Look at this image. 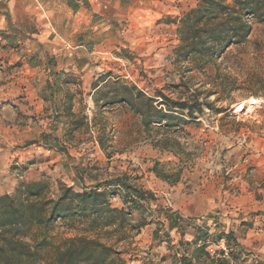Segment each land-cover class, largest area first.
Listing matches in <instances>:
<instances>
[{
    "label": "rangeland",
    "instance_id": "obj_1",
    "mask_svg": "<svg viewBox=\"0 0 264 264\" xmlns=\"http://www.w3.org/2000/svg\"><path fill=\"white\" fill-rule=\"evenodd\" d=\"M186 7L187 4L182 9ZM174 19L168 15L160 21L165 27L170 24L166 29L169 35L174 33L171 25ZM127 24H122L120 33L116 28H109L104 30L103 36L98 37L91 36L88 31V41L96 38L104 41L107 47L101 59H97L96 54H81L79 49L74 48L77 45L76 37L71 40L75 44L67 49L73 52L72 56L64 52L47 55L45 47L37 43L36 53L33 50L25 53L28 60L35 58L41 61V65L52 62L60 64L59 68L38 73L30 80L31 87L40 96L46 87V76L54 78L52 71H64L74 80L66 84L72 87L71 90L60 91V85L54 96L62 95L66 99L67 93L72 92L76 117L64 115L62 122L57 124L55 118L52 119L44 109V115L33 114L30 122L23 121V125L32 127L28 130L31 137L27 141L30 142L17 143L13 149L15 155L10 172L0 173V194L15 193L22 180L47 179L50 184L47 196L54 198L62 185L79 188L126 173L132 182L153 194L142 201L145 204L143 212L133 210L132 214V222L145 219L146 225L139 233L117 243L127 264H197L194 261L190 263L188 259L182 260L185 256H191L193 250L190 249L193 245L190 241L188 247L180 242L182 226L184 223L199 222L195 220L199 217L203 223L208 214L187 215L185 212L194 214L210 209L219 212L222 204L228 206L226 209H234L227 195H232L237 189L231 180L239 171L235 167L239 158L236 159L231 150L242 142H248L254 135L264 138V101L256 100L253 95L259 78L264 76V24L254 22L247 42L229 47L226 53L204 68L197 67L194 62L177 59L175 48L179 44V37L167 55V61L161 58L166 62L157 64L152 60L147 61L148 57L137 55L130 47V37L127 40L124 35L127 34ZM39 55L40 58L36 57ZM78 60L82 61L81 68ZM74 65L75 71L66 70ZM100 74L109 76L108 82H103L102 87L96 89L93 84ZM114 78L135 85L148 95L157 96L163 92L173 100H187L189 103L197 100L202 103V110L195 108L193 115H188V122L177 119V126L167 128L154 123L146 128L141 116L127 103L104 104L96 100L104 98L105 94L99 92ZM47 94V101L51 100L54 104V96L51 97L49 91ZM63 107L62 104V110ZM213 107L230 109L215 111ZM48 111H51L50 107ZM187 113L188 109H185ZM42 119L47 124L40 132ZM80 119L83 125L72 136L69 135L70 128L74 126L73 120ZM44 133L54 134L55 138H59L58 146L64 147L63 150L54 149L57 153L54 157H50L47 151L51 148L43 144ZM103 136L104 144L100 141ZM245 158L247 156L243 154L240 161L244 162ZM31 161L33 163L28 164ZM17 164H28L29 167L23 171L24 174H20L18 168L14 170ZM154 168L169 178H161ZM112 201L114 205L122 206L119 197H114ZM178 216V225L172 228L171 225L176 222L174 218ZM78 228L75 222L56 221L49 239L52 243L61 242L80 233ZM173 231L178 233V242ZM221 244L214 240L205 244L207 252L213 256L210 264H218L216 258L229 259L231 264L245 263L241 258L243 249L239 258H233L232 245L226 243L228 254L224 255ZM208 248L216 249V252L211 253ZM48 251L49 248H45L43 253L47 255ZM251 253L255 254V251L251 250L246 255L251 256Z\"/></svg>",
    "mask_w": 264,
    "mask_h": 264
},
{
    "label": "trees",
    "instance_id": "obj_2",
    "mask_svg": "<svg viewBox=\"0 0 264 264\" xmlns=\"http://www.w3.org/2000/svg\"><path fill=\"white\" fill-rule=\"evenodd\" d=\"M254 22L264 24V0H197L178 22L177 59L194 62L197 67L204 68L226 53L229 47L247 42ZM52 73L53 81L48 80L41 93L45 101L48 100L47 91L53 97L61 83L74 81L64 71ZM105 75L100 74L93 84L94 88H101L103 82H108L109 76ZM112 81L99 92L105 94L104 98L96 100L104 104L127 103L141 116L146 128L154 123L167 128L177 126V119L188 122L187 117L193 115L195 108L202 110V103L197 100L192 103L173 100L163 92L157 96L148 95L119 78ZM67 94L63 110H58L54 115L57 124L62 122L64 115L76 117L73 110L74 94ZM253 95L256 100L264 101V76L259 78ZM206 104L213 106L211 103ZM185 109H188L187 115ZM214 109L227 111L230 108ZM83 123L81 119L73 120L74 126L68 134L72 136ZM55 137L54 134L44 133L43 144L63 150L64 147L58 146L59 138ZM100 141L104 144V136ZM28 164L17 167L20 174H24ZM154 169L161 178H169L167 174ZM49 189L47 179L22 180L15 193L0 194V264H127L117 243L139 233L146 225L145 219L132 222V214L133 210L143 212L145 204L142 201L153 195L151 191L132 182L126 173L79 188L62 185L54 198L47 196ZM114 197H119L122 206L113 204ZM179 218H174V221ZM60 220L64 223L75 222L81 231L61 242L52 243L49 233L53 224ZM177 225L176 221L171 227ZM226 237L232 240L231 233L226 234ZM206 241L202 240L200 246L194 242L191 256H185L182 260L190 258V263L193 259L197 264L212 263L213 257L206 250ZM234 244H231V256L239 258L242 250L238 244ZM45 248H49L47 255L43 253ZM216 262L231 264L232 261L217 259Z\"/></svg>",
    "mask_w": 264,
    "mask_h": 264
},
{
    "label": "crops",
    "instance_id": "obj_3",
    "mask_svg": "<svg viewBox=\"0 0 264 264\" xmlns=\"http://www.w3.org/2000/svg\"><path fill=\"white\" fill-rule=\"evenodd\" d=\"M196 2L197 0H0V173L10 172L15 155L13 149L15 150L17 143L31 137L28 130L32 127L23 125V121L30 122L33 114L44 115V109H47L53 119L58 110L62 111L65 100L64 96L55 95L54 104L51 100L45 101L31 87L30 80L38 73L60 67L59 63L41 65V61H36L35 58L28 60L25 53L32 50L36 53L35 43L43 45L47 55L64 52L65 55L72 56L73 52L67 49L75 44L71 40L76 37L77 45L74 48L79 49L81 54H96L97 59H101L107 47L104 41L96 38L88 41V31L95 37L103 36L104 30L109 28H116L120 33L122 24L127 22V34L124 35L127 40L130 39V47L137 55L148 57L147 61L160 64L167 61V55L178 41L176 26L179 20ZM185 4L187 7L182 9ZM168 15L175 18L171 23L174 33L170 35L166 32L170 24L165 27L164 23H160ZM167 40L169 41L166 42ZM162 57L166 61L161 60ZM81 62L77 61L80 68ZM67 68L66 70L76 69L75 65ZM53 79L49 75L44 82L47 85V81ZM61 86L60 91L72 89L70 85L63 83ZM73 110L76 114L74 108ZM40 123L43 125L40 132H43L47 121L42 119ZM54 149L57 148L47 149L50 157L57 154ZM231 152L236 159L239 158L235 165L239 171L231 180L237 189L232 195H227L229 202L235 206L234 209H226L228 206L222 204L219 212H212L211 209L194 214L185 212L187 215L207 213L208 216L203 223L200 217L195 218L199 222L184 223L180 242L185 243L186 247L190 245H187L188 241L195 242L196 246H200L202 240L236 243L244 251L241 257L244 264H255L264 260V138L254 135L248 142L234 147ZM243 154L247 156L245 163L240 161ZM18 166L20 165L17 164L14 170ZM175 231L172 233L174 236L178 234ZM228 233H231L232 240L227 239ZM192 248H195L194 245L190 246ZM251 250L255 254L246 255ZM193 261L196 263L195 259Z\"/></svg>",
    "mask_w": 264,
    "mask_h": 264
},
{
    "label": "built area",
    "instance_id": "obj_4",
    "mask_svg": "<svg viewBox=\"0 0 264 264\" xmlns=\"http://www.w3.org/2000/svg\"><path fill=\"white\" fill-rule=\"evenodd\" d=\"M219 244H221V243H219ZM221 245H223V248H222V249L224 250V251H223V254H224V255H227V254H228V249H227V245H226V243L224 242V243H222ZM208 249H209V248H208ZM209 251H210L211 253H212V252L215 253V252H216V249L210 248ZM217 254H218V253H217Z\"/></svg>",
    "mask_w": 264,
    "mask_h": 264
},
{
    "label": "bare ground",
    "instance_id": "obj_5",
    "mask_svg": "<svg viewBox=\"0 0 264 264\" xmlns=\"http://www.w3.org/2000/svg\"><path fill=\"white\" fill-rule=\"evenodd\" d=\"M239 109H241V106L239 107Z\"/></svg>",
    "mask_w": 264,
    "mask_h": 264
}]
</instances>
